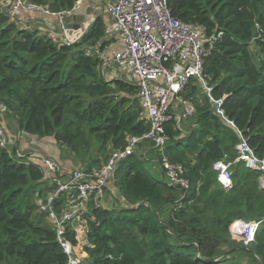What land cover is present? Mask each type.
Instances as JSON below:
<instances>
[{
	"label": "trees",
	"instance_id": "1",
	"mask_svg": "<svg viewBox=\"0 0 264 264\" xmlns=\"http://www.w3.org/2000/svg\"><path fill=\"white\" fill-rule=\"evenodd\" d=\"M30 1L61 13L77 0ZM168 3L180 21L208 36L222 33L203 61L210 96L196 80L181 93L194 108L189 132L181 134L174 120L165 125L163 155L182 166L189 188L184 195L161 173L160 180L154 178L146 165L157 170L161 157L155 149L154 158L148 150L138 155L147 142L140 143L113 174L115 208L92 211L87 264H264L262 172L237 162L232 187L224 191L213 168L218 161H235L241 138L264 159V0ZM110 42L101 17L67 46L39 30L18 28L0 11V104L28 136L51 137L80 162L90 153L106 161L149 129L136 87L108 80L99 70ZM252 45L262 50L258 62ZM210 97L222 101L220 109L234 127L217 115ZM26 160L0 149V264H66L55 233L38 212L36 199L44 192L39 164ZM236 220L259 222L249 248L230 238Z\"/></svg>",
	"mask_w": 264,
	"mask_h": 264
},
{
	"label": "built area",
	"instance_id": "2",
	"mask_svg": "<svg viewBox=\"0 0 264 264\" xmlns=\"http://www.w3.org/2000/svg\"><path fill=\"white\" fill-rule=\"evenodd\" d=\"M84 2L105 11L108 22L106 33L120 45L110 62L115 63L118 71L129 78L124 80L136 87L149 129L141 137L129 138L124 150L110 152L107 160L97 169L65 173L54 160L47 157L41 160L39 167L43 175L41 181L44 192L36 199L37 208L55 233L66 256V264H83V260L87 259L85 248L91 247L87 231L88 222L93 220L92 211L102 209L104 205L109 206L105 196L116 167L119 161L134 153L140 143L146 141L152 144L161 157L160 162L157 159L155 161L163 181L181 189L186 195L189 185L182 166L171 163L163 155L168 141L165 125L174 120L176 129L184 134L180 124L194 114L191 103L181 97L190 81H198L207 96L212 93V87L203 77V61L212 44L222 34L208 36L203 29L175 18L168 0H77L72 9L61 13H52L46 6L30 0H10L8 8H5V0H0V11L12 23H16L25 13L55 16L57 33L46 27H41L40 31L47 34L53 43L70 46L75 40L69 37L63 19L76 15ZM116 79L122 80L119 76ZM209 100L217 115L234 127L220 109L222 101L211 97ZM176 101L182 107L180 115L174 112ZM0 149L17 160L25 157L10 149V140L3 127H0ZM236 149L238 157L235 162H243L247 168L262 172L259 182L260 188L264 190V159L256 158L243 138ZM213 168L218 174L220 187L224 191L230 190L231 163L218 161ZM258 227L259 222L256 221L236 220L230 227L231 238L249 248L255 241Z\"/></svg>",
	"mask_w": 264,
	"mask_h": 264
},
{
	"label": "crops",
	"instance_id": "3",
	"mask_svg": "<svg viewBox=\"0 0 264 264\" xmlns=\"http://www.w3.org/2000/svg\"><path fill=\"white\" fill-rule=\"evenodd\" d=\"M9 3L10 0H5V8H8ZM78 12L80 15H86V16L90 15L94 19L97 17H101L103 20H105V23L107 24V16L105 11L102 8L93 6L89 2L82 3ZM15 24L18 28H24L29 31H34V30L40 31L41 27H46L49 30L53 31L54 33H57V27H58L57 19L55 18V16H42L35 13L23 14L19 19H17ZM70 34L72 36L71 38L72 40L78 39L79 36L81 35L80 32H70ZM112 42H114V40L113 41L111 40L110 45L112 44ZM110 45L108 47H110ZM119 49H120V45L119 43H116V47L114 48L113 53ZM105 54L106 51L103 55V58L106 59L107 56ZM117 77L118 75L115 70L109 72L107 79L112 80ZM176 105H179L177 101H176ZM0 127H3L5 129L8 138L10 140V147L12 148L13 152L14 153L18 152L23 154L24 156L27 157L26 161L28 162H33L35 164L40 165L43 157H47L54 160L61 168V170L64 171L65 173L70 172L73 167L78 165V164L75 165L74 157L66 150V148L64 146L63 147L59 146L55 142V140L51 137L40 138L35 136H29L30 139L27 140L24 136H22L21 131L19 130V122L14 116V114L8 108H6L4 105L2 106L1 104H0ZM141 149L143 151L148 150L149 156L151 158H154L155 152H152V149H154L153 147L144 148V146L141 145ZM235 163L237 162L234 161L233 163H231V168L235 166ZM157 172H159V174L161 173L159 166Z\"/></svg>",
	"mask_w": 264,
	"mask_h": 264
},
{
	"label": "rangeland",
	"instance_id": "4",
	"mask_svg": "<svg viewBox=\"0 0 264 264\" xmlns=\"http://www.w3.org/2000/svg\"><path fill=\"white\" fill-rule=\"evenodd\" d=\"M93 20H94V18H92L91 19V21L93 22ZM105 21V20H104ZM105 25H106V28L108 29V22H107V24L105 23ZM106 38L107 39H110V40H112V38L111 37H109V35L106 33ZM77 40V39H76ZM75 40V41H76ZM113 41V40H112ZM116 47V41H114V42H112V44L110 45V47H108L107 48V50H106V59L105 58H103V56H101V64H100V66H99V70H100V72H101V74L103 75V76H105L106 77V79H107V76L109 75V72L110 71H115L116 70V72H117V75L119 76V77H121L122 78V80H124L123 78H125V79H127L125 76H123L122 74H121V72L120 71H118V68L116 67L117 65L115 64V63H111L110 62V58H111V56H112V53H113V51H114V48ZM250 51H251V53L253 54V56H254V59H255V61L256 62H258L259 60H261L262 59V57H263V53L261 52L262 50L261 49H257V48H255L253 45H252V47H250ZM129 79V78H128ZM126 81V80H125ZM128 82V81H127ZM181 110V111H180ZM174 112L176 113V115H180L181 114V112H182V108L179 106V105H176V107L174 108ZM191 119H192V117L190 118H188V119H186L185 121H183L181 124H180V129H181V131L182 132H184V133H188L189 132V129H190V127L192 126L191 124H192V121H191ZM186 135V134H185ZM143 146H144V148H148V147H150V144H148V143H144V144H142ZM139 145H137L136 147H135V151L139 148L138 147ZM10 149L12 150V148L10 147ZM142 150V149H141ZM13 151V150H12ZM141 152H143V150L142 151H140L139 153H138V155H143V153H141ZM109 153V152H108ZM107 153V154H108ZM149 156V155H148ZM104 156H101V155H98L97 157H95L93 154H89V158H87L84 162H80V161H78V160H76L75 158H74V163H75V165H77V166H75V167H73L72 169H71V171L72 170H87V169H91V170H93V169H97L98 167H99V165L100 164H102L105 160H104ZM146 168H147V170H148V172L154 177V178H156V179H158V180H160L161 178H160V176H159V174H158V172H157V170H155L153 167H152V165L151 164H149L148 163V165H146ZM232 170V169H231ZM232 172V171H231ZM117 201H119V199H118V194H117V191H116V189H114V187H113V182H112V180H111V182H110V184L108 185V188H107V191H106V196H105V202H108L109 203V206H108V208H115V206L117 205ZM106 206L104 205V207L103 208H105ZM232 225V224H231ZM231 225H230V227H231ZM230 227H229V233H230ZM230 238H231V235H230ZM231 240H232V238H231ZM233 241V240H232ZM237 242H235L234 241V244L235 245H238V244H236ZM86 259V258H85ZM85 259L83 260V263H85V264H87V261H85Z\"/></svg>",
	"mask_w": 264,
	"mask_h": 264
},
{
	"label": "water",
	"instance_id": "5",
	"mask_svg": "<svg viewBox=\"0 0 264 264\" xmlns=\"http://www.w3.org/2000/svg\"><path fill=\"white\" fill-rule=\"evenodd\" d=\"M91 19L92 16L80 15L79 12L68 19H63V23L67 26L69 37L72 38L70 32H80V34L85 33L88 26L92 22ZM19 130L21 131L22 136H24L27 140L30 139V137L22 131L20 123ZM164 228L166 229V227Z\"/></svg>",
	"mask_w": 264,
	"mask_h": 264
}]
</instances>
